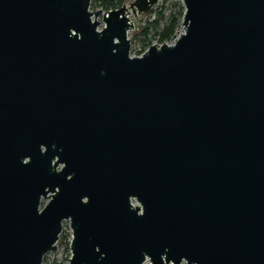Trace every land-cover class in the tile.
Here are the masks:
<instances>
[{
    "label": "water",
    "instance_id": "1",
    "mask_svg": "<svg viewBox=\"0 0 264 264\" xmlns=\"http://www.w3.org/2000/svg\"><path fill=\"white\" fill-rule=\"evenodd\" d=\"M91 1L0 0V264H264V0Z\"/></svg>",
    "mask_w": 264,
    "mask_h": 264
},
{
    "label": "rangeland",
    "instance_id": "2",
    "mask_svg": "<svg viewBox=\"0 0 264 264\" xmlns=\"http://www.w3.org/2000/svg\"><path fill=\"white\" fill-rule=\"evenodd\" d=\"M133 0H125L124 5L128 6ZM159 0L158 3L150 9L148 13L138 16L129 15L132 28L128 32V39L130 40V55L138 57L142 55L146 49L147 44L160 45V35L163 29L171 22L173 18L178 20V26L175 30L174 36H178L184 32L181 26L182 17L184 14V7L180 1L175 0ZM92 2V1H91ZM102 10L101 7H95L91 4L90 11L94 12ZM137 18V19H136ZM97 20L100 22L99 29L103 27L102 16H99ZM173 36V37H174ZM172 37V38H173ZM171 41V40H170ZM169 42V40L167 41ZM46 201H42L43 206ZM134 206L137 205L133 202ZM72 232L69 226V222H63L62 233L59 236V240L56 243V248L53 251L48 252L42 261V264H68L71 256L70 241Z\"/></svg>",
    "mask_w": 264,
    "mask_h": 264
},
{
    "label": "trees",
    "instance_id": "3",
    "mask_svg": "<svg viewBox=\"0 0 264 264\" xmlns=\"http://www.w3.org/2000/svg\"><path fill=\"white\" fill-rule=\"evenodd\" d=\"M125 0H92L91 4L95 7H101L105 11L114 10L123 5ZM178 20L173 18L171 22L163 29L160 35V43H165L168 40L170 41L175 34V30L178 26ZM149 44L144 48H148Z\"/></svg>",
    "mask_w": 264,
    "mask_h": 264
},
{
    "label": "built area",
    "instance_id": "4",
    "mask_svg": "<svg viewBox=\"0 0 264 264\" xmlns=\"http://www.w3.org/2000/svg\"><path fill=\"white\" fill-rule=\"evenodd\" d=\"M178 36H174L172 39H171V41H169V42H165L164 44H167V45H172L173 43H174V41L176 40V38H177ZM161 45V44H160ZM132 204H133V202H132ZM134 205V204H133Z\"/></svg>",
    "mask_w": 264,
    "mask_h": 264
},
{
    "label": "flooded vegetation",
    "instance_id": "5",
    "mask_svg": "<svg viewBox=\"0 0 264 264\" xmlns=\"http://www.w3.org/2000/svg\"><path fill=\"white\" fill-rule=\"evenodd\" d=\"M60 169V167H58V170ZM42 201H44L43 199H42ZM42 201H41V204H42ZM44 206V205H43ZM43 206H41V207H43Z\"/></svg>",
    "mask_w": 264,
    "mask_h": 264
},
{
    "label": "bare ground",
    "instance_id": "6",
    "mask_svg": "<svg viewBox=\"0 0 264 264\" xmlns=\"http://www.w3.org/2000/svg\"><path fill=\"white\" fill-rule=\"evenodd\" d=\"M129 17V15H127ZM183 28V27H182Z\"/></svg>",
    "mask_w": 264,
    "mask_h": 264
}]
</instances>
